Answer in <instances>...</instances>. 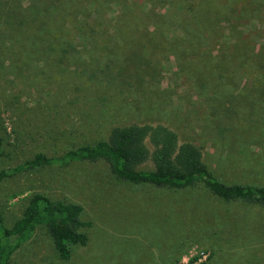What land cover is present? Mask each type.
<instances>
[{"label": "rangeland", "instance_id": "1", "mask_svg": "<svg viewBox=\"0 0 264 264\" xmlns=\"http://www.w3.org/2000/svg\"><path fill=\"white\" fill-rule=\"evenodd\" d=\"M73 5L79 21L54 11L37 44L0 17V170L148 123L200 147L222 183L264 186V0ZM35 193L80 205L88 243L63 261L39 227L10 264H182L201 251L203 264H264V206L222 201L202 183L135 185L104 161L39 167L0 183L5 226Z\"/></svg>", "mask_w": 264, "mask_h": 264}, {"label": "trees", "instance_id": "2", "mask_svg": "<svg viewBox=\"0 0 264 264\" xmlns=\"http://www.w3.org/2000/svg\"><path fill=\"white\" fill-rule=\"evenodd\" d=\"M84 1L86 5H97L99 10L105 0H81ZM73 2L78 3L80 0H1L0 17L7 21L8 26L14 25L19 31L33 36L37 44L47 37L40 25L41 19L46 21L54 11L60 10V14L70 12L72 23L79 21L84 8L74 7ZM60 14L57 19L61 21L63 17ZM197 16L202 21L206 20L207 10L203 9ZM47 24L51 30L54 28ZM55 24L63 29L60 22ZM49 27L46 26V29L49 30ZM250 67L260 69L253 60ZM79 161H104L115 178L135 185L182 190L202 183L222 201H242L264 206V186L222 183L205 164L200 147L191 142H181L174 130L162 124L115 126L105 140L69 150L62 156L36 154L13 168L0 170V183L39 167ZM81 215L80 205L52 200L42 193L30 197L22 216L11 227L5 226L0 211V264H10L14 253L34 236L39 227L47 229L58 257L63 261L69 260L75 247H85L88 243V236L83 229L89 227V223L82 221Z\"/></svg>", "mask_w": 264, "mask_h": 264}, {"label": "built area", "instance_id": "3", "mask_svg": "<svg viewBox=\"0 0 264 264\" xmlns=\"http://www.w3.org/2000/svg\"><path fill=\"white\" fill-rule=\"evenodd\" d=\"M209 258V253L205 251H201L196 254V256H188V258H185L182 262V264H203L207 261Z\"/></svg>", "mask_w": 264, "mask_h": 264}]
</instances>
